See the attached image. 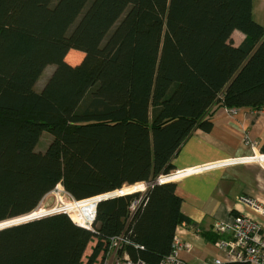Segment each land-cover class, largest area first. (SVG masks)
Returning <instances> with one entry per match:
<instances>
[{
    "label": "trees",
    "instance_id": "16d2710c",
    "mask_svg": "<svg viewBox=\"0 0 264 264\" xmlns=\"http://www.w3.org/2000/svg\"><path fill=\"white\" fill-rule=\"evenodd\" d=\"M253 4L0 0V222L33 212L58 184L77 201L103 199L93 231L66 212L0 229V264H84L96 238L85 263L95 264L118 235L134 260L170 254L178 226L192 222L177 183L136 184L168 175L220 107H264ZM236 30L246 35L239 46ZM75 49L85 56L71 65ZM44 131L53 140L42 152Z\"/></svg>",
    "mask_w": 264,
    "mask_h": 264
},
{
    "label": "crops",
    "instance_id": "0c3cea01",
    "mask_svg": "<svg viewBox=\"0 0 264 264\" xmlns=\"http://www.w3.org/2000/svg\"><path fill=\"white\" fill-rule=\"evenodd\" d=\"M252 11L264 25V0H254ZM232 35L235 46L246 38L237 30ZM212 120L209 132L197 129L186 140L175 156L173 170L160 179L177 183L182 212L192 221L179 225L176 232L191 246L189 251H179L187 264H203L218 256L216 243L221 236L215 232V221H232L238 213L258 219L238 200L240 196L264 202V162L252 159L264 155V107H220ZM78 223L87 225L83 220Z\"/></svg>",
    "mask_w": 264,
    "mask_h": 264
},
{
    "label": "built area",
    "instance_id": "2783aa9c",
    "mask_svg": "<svg viewBox=\"0 0 264 264\" xmlns=\"http://www.w3.org/2000/svg\"><path fill=\"white\" fill-rule=\"evenodd\" d=\"M252 159L264 162V155L259 154ZM238 200L258 219L238 213L232 221H215L213 227L221 236L216 243L219 254L214 259L203 261V264H264V202L249 195H242ZM93 223L94 220L84 227L93 231ZM125 244L123 235L111 237L95 264H150L145 260H134L124 249ZM190 247L176 234L172 251L158 264H187L179 251H189Z\"/></svg>",
    "mask_w": 264,
    "mask_h": 264
},
{
    "label": "rangeland",
    "instance_id": "374dc122",
    "mask_svg": "<svg viewBox=\"0 0 264 264\" xmlns=\"http://www.w3.org/2000/svg\"><path fill=\"white\" fill-rule=\"evenodd\" d=\"M258 4L259 3H256V7ZM84 56H85V54L79 50H76V49L70 50L68 52L66 60L71 65H75V64L80 63L83 60ZM54 69H55V67L53 65H51V66H48L44 70V72L40 76L39 82L36 85V88L38 90L41 89V87L47 81V78L49 76H51ZM40 139L41 140H40L39 144L37 145V150L43 152V150H45L47 148V146L50 144V142H52L53 139H52V135L48 131H44L42 133V136ZM142 191H144V190H142ZM99 199H100V197H93V198L83 199L81 201H77L74 197H72L70 195V193H68L65 190V188L62 185L58 184L57 188L55 190H53L50 193L45 195V197L43 198V201L40 203L41 207L39 209L35 210V212L33 214H31L32 213L31 212V213L25 214L21 217H16V218H11L10 220L1 221L0 227L8 226L11 223L21 222L22 220L32 219L35 216L45 215L46 213H50V212H54V213L66 212L69 215L73 216L76 221L82 222V220L84 219L85 221H83V223L89 225L92 223L91 218L94 217V214H93V216H90V213H89L90 209L94 208L95 203ZM81 202L83 203V205L79 206L78 203H81ZM84 210H87L88 214L82 215L83 213H81V211L84 212ZM87 211H85V212H87ZM94 213H95V208H94ZM86 222H89V223H86ZM89 244H90V247L88 248V250L84 254V256H85L84 257V264L87 263L92 251L95 248L96 238L93 239Z\"/></svg>",
    "mask_w": 264,
    "mask_h": 264
},
{
    "label": "water",
    "instance_id": "95a60500",
    "mask_svg": "<svg viewBox=\"0 0 264 264\" xmlns=\"http://www.w3.org/2000/svg\"><path fill=\"white\" fill-rule=\"evenodd\" d=\"M160 179H161V177L158 178V179H156V180H153L152 182H140V184H136V185H139V186L142 185L143 189H140V190H145L146 188L151 187V186H152L153 184H155V183H161V182H160ZM140 190H138V191H140ZM119 191H120V190H119ZM121 194H123V193H121ZM105 198H106V197H105ZM101 200H103V199H100L99 201H101ZM99 201H98V202H99ZM98 202L95 203V208H96ZM96 209H97V208H96ZM50 214H55V213H50ZM95 214H96V210H95V213H94V218H95ZM46 215H49V214H46ZM40 217H45V216H40ZM40 217H34L33 219L23 220L22 222L31 221V220H34V219H36V218H40ZM93 220H94V219H93ZM22 222L11 223V224L8 225V226L0 227V229H2V228H7V227H11L12 225L22 224Z\"/></svg>",
    "mask_w": 264,
    "mask_h": 264
},
{
    "label": "bare ground",
    "instance_id": "6f19581e",
    "mask_svg": "<svg viewBox=\"0 0 264 264\" xmlns=\"http://www.w3.org/2000/svg\"><path fill=\"white\" fill-rule=\"evenodd\" d=\"M132 186H134V185H132ZM128 187H130V186H128ZM123 190H124V188L123 189H121L120 191L119 190H117V191H119V194H117V195H120L121 193H123ZM128 193H130V192H128ZM128 193H123V194H128ZM116 197V196H115ZM78 205L79 206H81V205H83V203L81 202V203H78ZM41 207V204H39L35 209H34V211L31 213V214H33L34 212H35V210H37V209H39ZM85 211H87V210H84V212L83 211H81V213H83L82 215H84V214H88V211L87 212H85ZM90 216H93V214H94V208L93 209H90ZM23 216V215H22ZM83 221H85L84 219H83ZM86 223H89V222H86Z\"/></svg>",
    "mask_w": 264,
    "mask_h": 264
}]
</instances>
